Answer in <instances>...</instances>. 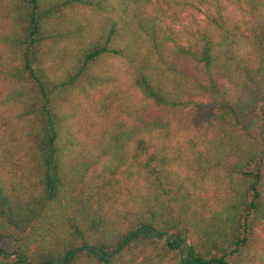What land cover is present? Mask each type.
I'll return each mask as SVG.
<instances>
[{
	"label": "trees",
	"instance_id": "obj_1",
	"mask_svg": "<svg viewBox=\"0 0 264 264\" xmlns=\"http://www.w3.org/2000/svg\"><path fill=\"white\" fill-rule=\"evenodd\" d=\"M2 6L0 264H264V0Z\"/></svg>",
	"mask_w": 264,
	"mask_h": 264
},
{
	"label": "rangeland",
	"instance_id": "obj_2",
	"mask_svg": "<svg viewBox=\"0 0 264 264\" xmlns=\"http://www.w3.org/2000/svg\"><path fill=\"white\" fill-rule=\"evenodd\" d=\"M3 3H4V0H0V12H1L2 15H5L6 13H5V10H4L3 6H2ZM186 17H187V12L184 11V13L182 14V17H181V21H184ZM2 18H3V16L0 15V19H2ZM114 68L117 71H118V69H120L118 65H115ZM3 83H4V75L2 73V68H0V100L4 99V101H5L4 89L2 88V85H1ZM79 99H81V97ZM6 109L7 108L3 107L2 105L0 106V117H8V118H10V114H9V112H7Z\"/></svg>",
	"mask_w": 264,
	"mask_h": 264
},
{
	"label": "water",
	"instance_id": "obj_3",
	"mask_svg": "<svg viewBox=\"0 0 264 264\" xmlns=\"http://www.w3.org/2000/svg\"><path fill=\"white\" fill-rule=\"evenodd\" d=\"M153 234L157 237H160V238H168L169 240H172V237L169 236L168 233H158L156 231H152ZM89 249H92L96 252H98L99 254H101V251L99 249H97L96 247H89ZM179 250L180 252L183 254V249H182V246L179 247ZM4 256H13V255H18L17 253H7V252H4V251H0ZM26 261V260H25ZM27 262V261H26ZM27 264H30V263H27Z\"/></svg>",
	"mask_w": 264,
	"mask_h": 264
}]
</instances>
